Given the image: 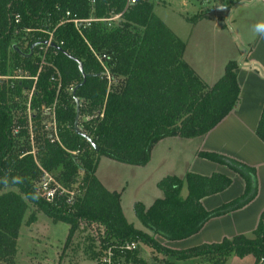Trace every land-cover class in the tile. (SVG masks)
Segmentation results:
<instances>
[{
  "label": "trees",
  "instance_id": "1",
  "mask_svg": "<svg viewBox=\"0 0 264 264\" xmlns=\"http://www.w3.org/2000/svg\"><path fill=\"white\" fill-rule=\"evenodd\" d=\"M114 15L118 18L111 19ZM183 50L184 42L155 16L150 0H0V264H14L28 206L51 222L68 225L63 247L77 226L97 224L102 249L104 244L139 242L165 264L193 259L224 264L230 256L245 255L264 264V209L249 236L185 249H171L155 238H187L209 219L246 205L256 193L252 167L214 152H197L240 177L242 193L205 210L200 199L227 188V176L166 175L155 184L160 197L147 207L133 205L144 230L123 217L120 192L105 189L95 176L99 157L143 166L157 141L200 137L234 107L236 62L227 61L221 76L206 84L185 63ZM74 99L78 114L85 117L79 131L96 150L72 128ZM254 133L264 144V101ZM44 174L73 190L70 203L64 194L44 200ZM15 178L20 182L13 183ZM4 188L14 189L1 192ZM34 194L38 199H31ZM115 254L122 264H141L135 249Z\"/></svg>",
  "mask_w": 264,
  "mask_h": 264
},
{
  "label": "crops",
  "instance_id": "2",
  "mask_svg": "<svg viewBox=\"0 0 264 264\" xmlns=\"http://www.w3.org/2000/svg\"><path fill=\"white\" fill-rule=\"evenodd\" d=\"M243 1L241 5L244 7L252 6L251 4L256 2L255 0ZM257 1H260L263 10L261 12L253 10L252 14L254 17L250 20L245 15V22H243L244 20L239 22L238 31L237 25L235 26L237 34L233 33L232 37L229 31L233 29V26L229 23L226 25L225 17L219 28L214 27L216 20H210L206 17L198 18L193 22L188 20L187 23L190 29L186 37H178L184 42L183 60L206 84L214 83L221 76L223 66L227 61H235L238 67L236 72L238 96L234 107L213 128L204 135L195 137L197 142L190 149L189 157L183 161L181 171L174 173L170 169L164 176L175 175L181 177L186 171L201 176H209L212 173L227 176L230 179V184L227 188L200 199L203 209H213L239 196L243 191V181L240 177L226 167L196 155L200 151L214 152L252 167L255 174L256 193L253 199L243 207L225 215L209 219L199 231L187 238L174 241L162 239L163 245L171 249H185L202 243L218 242L224 237L228 238L237 234L249 236L257 224L260 212L264 209V144L254 133L264 101V39L259 38L252 32L253 25L258 22H264V0ZM203 20L207 21L206 26H201V30L205 31V33H199L198 36L195 34V29ZM226 21L228 22L227 18ZM207 30L211 34L206 32ZM206 34L207 36L210 34L212 37H217L218 43H227L228 48L226 50H217L213 53L208 52L207 47L201 41ZM194 35L197 36V39H194ZM230 42L231 46H229ZM180 139L183 138H178V140ZM158 142L160 140L156 143ZM159 162H164L163 156L160 157ZM97 170L98 163L95 169V176L100 184L109 191L118 189L119 192L118 183L108 182ZM156 182L154 181V185ZM152 201L147 204H141L147 207ZM119 205L122 211L121 200H119ZM140 230L144 229L140 228ZM19 233L20 229L18 230V235ZM136 257L141 261V264L146 260H143L141 256L136 255ZM193 260L191 262L187 261L185 264H197ZM172 262L173 264H181L179 261ZM14 264H16L15 256ZM224 264H253V258L251 255H245L240 258L230 256Z\"/></svg>",
  "mask_w": 264,
  "mask_h": 264
},
{
  "label": "rangeland",
  "instance_id": "3",
  "mask_svg": "<svg viewBox=\"0 0 264 264\" xmlns=\"http://www.w3.org/2000/svg\"><path fill=\"white\" fill-rule=\"evenodd\" d=\"M152 2L153 13L158 17L163 24L176 36L186 37L190 27L188 20L194 16L216 20L214 27L219 28L225 17L226 25L229 23L233 26L229 32L230 36L233 33L237 34L239 22L248 16L252 19L253 10L262 11L260 1L251 4L252 6L244 7L241 5L243 0H150ZM232 5V6H231ZM230 6V7H229ZM217 7H222V10H216ZM229 8V9H228ZM209 15V16H208ZM246 15V17H245ZM250 15V16H249ZM228 19V22L226 21ZM202 24V25H200ZM195 29V34L205 33L201 30V26H206L207 21H202ZM237 25V31L235 26ZM206 32H209L207 30ZM210 33V32H209ZM211 34V33H210ZM205 35L201 41L207 47L208 52L217 50H226L227 43H218L217 37ZM194 35V39H197ZM199 36V35H198ZM207 36V37H206ZM232 37V36H231ZM220 39V38H219ZM216 44V45H215ZM218 48V46H220ZM231 46V42L229 44ZM27 115L28 112L26 111ZM46 113V111H44ZM85 117L78 114L76 128H81V120ZM30 123V122H29ZM46 129H49V119L45 122ZM197 139H180L177 137H166L161 139L152 148L151 156L148 162L136 167L119 163L106 157H99L98 170L108 182H117L119 185V200L122 203V215L128 223L133 227L143 228L137 221L133 213V205L137 202L149 203L153 198L160 197V191L154 185V181H158L170 169L180 172L183 161L189 157L190 149L195 145ZM31 152L34 148L31 147ZM163 156L164 162H159ZM175 166V168H173ZM50 176V175H49ZM52 180L64 191L66 188L50 176ZM105 188V187H104ZM14 188H4L1 192ZM106 189V188H105ZM73 192V190H69ZM118 189L116 190V192ZM185 195L184 186L180 191V196ZM145 207V206H144ZM121 209V208H120ZM29 215H34L33 221L26 222ZM20 233L16 239V264H81L87 260H92L101 253L102 247L98 242V235L101 228L97 224L88 226H77L70 240L63 247L65 237L68 230V225L61 222H51L48 217L36 211L32 206H28L24 212L23 220L21 221ZM144 229V228H143ZM160 244L162 239L156 237ZM100 245V246H99ZM147 248V249H146ZM135 251L137 256L144 259L143 264H165L163 257L159 254L152 253L149 248L142 243H135ZM197 264H202L201 259L193 260ZM191 262V261H190ZM125 264H132L128 261ZM253 264H258L253 259Z\"/></svg>",
  "mask_w": 264,
  "mask_h": 264
},
{
  "label": "built area",
  "instance_id": "4",
  "mask_svg": "<svg viewBox=\"0 0 264 264\" xmlns=\"http://www.w3.org/2000/svg\"><path fill=\"white\" fill-rule=\"evenodd\" d=\"M127 4L133 3L134 0H126ZM118 18V15H114L111 19ZM76 20H73V23L76 24ZM104 56L96 57L97 60H100ZM49 128V127H48ZM40 189L42 192V196L45 201L52 202L55 198L60 195H65V202L70 203L72 200L73 192L64 191L52 180V178L48 174H44L42 181L40 183ZM100 234L102 235V230H100ZM100 244V242H99ZM105 247L102 249L101 253L95 257L92 261V264H122V258L115 254L117 251L119 254L123 251H132L135 249V242H121L118 244H104ZM258 264H262L261 259Z\"/></svg>",
  "mask_w": 264,
  "mask_h": 264
},
{
  "label": "water",
  "instance_id": "5",
  "mask_svg": "<svg viewBox=\"0 0 264 264\" xmlns=\"http://www.w3.org/2000/svg\"><path fill=\"white\" fill-rule=\"evenodd\" d=\"M223 8L222 7H217L216 10H222ZM77 67H78V70L79 72L81 73V64L79 62H77ZM81 77H82V81L84 80V75L81 73ZM77 86H75L73 88V90L71 91V95L73 96V93H74V89L76 88ZM74 104H75V113H74V118H73V123H72V128L74 130V132H76L77 134H79L80 136H82L85 140H87L94 148V150L97 149V147L95 145H93V143L91 142L90 138L85 135L84 133L80 132L79 129L76 128V123H77V118H78V102L76 99H74Z\"/></svg>",
  "mask_w": 264,
  "mask_h": 264
},
{
  "label": "clouds",
  "instance_id": "6",
  "mask_svg": "<svg viewBox=\"0 0 264 264\" xmlns=\"http://www.w3.org/2000/svg\"><path fill=\"white\" fill-rule=\"evenodd\" d=\"M252 32L259 38L264 39V22H258L255 25H253ZM19 182H20L19 178H15L13 180V183H19ZM4 183L7 184L8 182L5 180ZM31 199L33 200L38 199V196L34 194L31 196Z\"/></svg>",
  "mask_w": 264,
  "mask_h": 264
}]
</instances>
